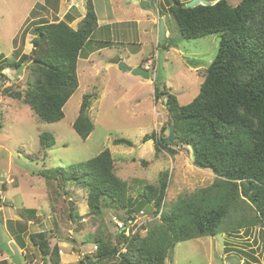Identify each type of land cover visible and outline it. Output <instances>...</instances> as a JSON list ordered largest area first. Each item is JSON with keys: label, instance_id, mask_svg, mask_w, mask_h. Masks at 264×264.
<instances>
[{"label": "rangeland", "instance_id": "rangeland-1", "mask_svg": "<svg viewBox=\"0 0 264 264\" xmlns=\"http://www.w3.org/2000/svg\"><path fill=\"white\" fill-rule=\"evenodd\" d=\"M68 1L0 0V89L11 86L24 90L30 62L24 61L20 68L7 62L31 53L36 24L57 20L68 23L63 17ZM95 1L99 16L107 12L118 22L96 29L82 48L76 68L78 86L63 106L60 120L43 122L27 104L0 91V253L3 249L12 264H51L48 256L47 262L42 260L30 241V234L43 231L42 226L48 233V246L64 250L61 258L67 259L66 264H82L85 258L89 261L86 256L92 257L96 250L95 235L109 236L114 243L117 240L114 217L121 220L124 211L103 202L101 214L90 215L86 190L58 178V167L87 160L108 148L114 172L127 182L131 200L137 201L132 216H139L143 187L158 185L164 173V209L179 196L207 186L214 179L209 169L194 164L188 146H174L170 154L164 149L155 150L154 141L143 137L153 131L159 136L161 125L166 124L164 101H154V86L170 88L179 104L190 102L217 53L220 33L182 38L167 9L171 0H154L153 7L147 6L148 0H111L110 4ZM182 1L186 4L190 0ZM238 1L228 0L232 5ZM140 8L144 14L137 15ZM159 17L167 30L163 40L158 39ZM87 49L92 51L89 58ZM113 57L137 67L152 58L150 78L145 79L150 82H136L135 75L109 64ZM86 92L95 95L86 111L93 128L82 139L72 122ZM42 132L53 135L52 146L40 144ZM116 137L129 139L132 146L113 144ZM153 208L152 202L143 205L145 215L139 217L151 219ZM73 211L80 218H70ZM10 237L25 253L13 254ZM230 257L264 264V224L180 241L169 250L164 264H229Z\"/></svg>", "mask_w": 264, "mask_h": 264}, {"label": "trees", "instance_id": "trees-1", "mask_svg": "<svg viewBox=\"0 0 264 264\" xmlns=\"http://www.w3.org/2000/svg\"><path fill=\"white\" fill-rule=\"evenodd\" d=\"M171 1L167 9L180 36L188 39L219 32L218 49L206 67L197 94L187 104H179L165 85L162 89L154 86V101H164L166 124L161 125L159 136L153 131L143 139H152L155 150L164 149L170 154L174 146L191 145L194 160L209 169L214 179L207 186L179 196L166 209V173L158 185L146 184L141 190L138 213L152 202L151 219L128 235L117 230L115 243L109 236L95 235V253L86 256L90 262L85 258L82 264H164L169 250L180 241L264 224V0H239L235 5L215 0L193 7L182 0ZM85 8L75 28L65 20L36 24L32 29L36 46L31 53L7 62L14 68L30 62L27 83L23 91L11 86L0 91L27 104L43 122H55L64 116L63 106L78 86L77 60L97 28L92 0H86ZM92 98L94 94H83L72 122L82 139L93 128L86 112ZM39 140L43 146L54 144L53 135L47 132L40 133ZM112 143L132 146L124 137H116ZM57 177L86 190L90 215L99 216L104 202L124 211L121 220L134 217L131 213L137 201L131 200L127 182L114 172L108 148L87 160L58 167ZM69 217L80 218L77 211ZM48 240L47 230L30 234L42 260L47 262L48 256L49 263L57 264V245L49 247ZM0 261L10 264L5 259Z\"/></svg>", "mask_w": 264, "mask_h": 264}, {"label": "crops", "instance_id": "crops-1", "mask_svg": "<svg viewBox=\"0 0 264 264\" xmlns=\"http://www.w3.org/2000/svg\"><path fill=\"white\" fill-rule=\"evenodd\" d=\"M82 1H84V0H70V1H68L70 4L67 6V11H65L64 13H63V17L68 21V23H69V25L71 26V27H73V28H75L76 27V25H77V22L83 17V15H84V12H85V6L83 5V3H82ZM98 1H100V0H98ZM104 3H105V0H102ZM107 2H109V4L111 3V0H106ZM136 1V0H135ZM92 2H93V5H94V8H95V11H96V16H97V28L96 29H100V28H105V26H109V25H111L112 23H117L118 21L117 20H115V18L114 17H112V19H111V17H109V15H110V13H107V12H104L103 13V15H100L99 16V12L96 10V8H97V3H96V1L95 0H92ZM136 14L138 15H142V14H144V10L143 9H139V11H137L136 12ZM135 22L136 23H138V18H136L135 19ZM95 29V30H96ZM167 34V31H166V33H165V35ZM87 51V55H86V57H88L89 58V56L88 55H90L91 53H92V51L91 50H86ZM109 62V61H108ZM109 64H111L110 62H109ZM118 67V66H117ZM131 67H136V65H131ZM119 68V67H118ZM120 69V68H119ZM126 72H128V71H126ZM129 73V72H128ZM134 76V75H133ZM137 78V79H136ZM133 80H136V82H140L141 80H144V81H146V82H150L149 80H145V79H142L141 77H137V76H135V79H133ZM31 221H29V223H30ZM8 241H12L15 245H16V247H17V249H18V251H19V254L20 253H25V250H24V248H22L21 246H19L18 245V243L12 238V237H10V239L8 240ZM62 244H64V243H62ZM62 248V247H61ZM64 255V250L62 249V253L59 255V262L57 263V264H66L67 263V259H63L62 260V258H61V256H63ZM0 257L2 258V259H5L6 261H7V263H10V264H12L11 263V261H10V258L7 256V254L3 251V249L1 250V253H0ZM63 262H65V263H63Z\"/></svg>", "mask_w": 264, "mask_h": 264}, {"label": "water", "instance_id": "water-1", "mask_svg": "<svg viewBox=\"0 0 264 264\" xmlns=\"http://www.w3.org/2000/svg\"><path fill=\"white\" fill-rule=\"evenodd\" d=\"M214 2L212 0H190L189 2L186 3L187 7H193L197 4H213ZM147 6H154V2L153 0H148ZM164 34H165V30H164V22H163V18H159V23H158V39L159 40H163L164 38ZM34 47L36 46V42L33 45ZM110 63L112 64H116L120 69L129 71L132 75H136L141 77L142 79H149V72L142 68V67H131L129 65H127L124 61L120 60L118 57H113L109 60ZM173 136H174V132H173V126L172 124L169 125V141L172 142L173 141ZM190 149V157L193 160L194 164L199 165L197 161L194 160V152H193V148L191 145L188 146ZM200 167H203L202 165H199ZM43 227V231H44V226ZM9 248L10 250L13 252V254L18 255L19 251L16 247V245L10 241L9 243ZM227 262H229V264H251L248 261H241L239 259H237L236 257H230L227 259Z\"/></svg>", "mask_w": 264, "mask_h": 264}, {"label": "built area", "instance_id": "built-area-1", "mask_svg": "<svg viewBox=\"0 0 264 264\" xmlns=\"http://www.w3.org/2000/svg\"><path fill=\"white\" fill-rule=\"evenodd\" d=\"M150 64H151V60L148 59L145 61L144 67L149 69ZM140 215L141 216L145 215L143 210L139 211V216ZM139 216H134L133 218L129 217L125 221L116 219L114 217L116 229L121 232L123 231L125 235H128L131 232H134L142 223L145 222V220H142ZM61 252L62 251L58 249V253L60 254Z\"/></svg>", "mask_w": 264, "mask_h": 264}, {"label": "clouds", "instance_id": "clouds-1", "mask_svg": "<svg viewBox=\"0 0 264 264\" xmlns=\"http://www.w3.org/2000/svg\"><path fill=\"white\" fill-rule=\"evenodd\" d=\"M153 2H154V0H153ZM159 16L161 17V15H159ZM160 17H159V18H160ZM158 22H159V21H158ZM164 30H165V33H166L167 30H166L165 28H164ZM165 36H166V35L164 34V38H165ZM164 38H163V39H164ZM147 60H148V59H147ZM149 60H151V64H152V63H153V59L150 58ZM145 61H146V60H145ZM145 61H144L143 65L140 66V67L146 69V70L149 72V78H150L151 64H150V68H149V69H148V68H145V67H144V65H145ZM136 67H137V66H136ZM152 68L154 69V66H153ZM119 220H120V219H119Z\"/></svg>", "mask_w": 264, "mask_h": 264}, {"label": "flooded vegetation", "instance_id": "flooded-vegetation-1", "mask_svg": "<svg viewBox=\"0 0 264 264\" xmlns=\"http://www.w3.org/2000/svg\"><path fill=\"white\" fill-rule=\"evenodd\" d=\"M136 76V75H135Z\"/></svg>", "mask_w": 264, "mask_h": 264}]
</instances>
